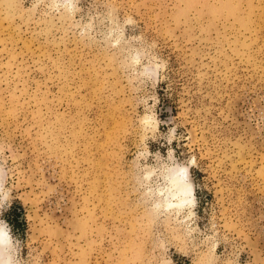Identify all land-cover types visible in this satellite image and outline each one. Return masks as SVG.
Instances as JSON below:
<instances>
[{"label":"rangeland","instance_id":"rangeland-1","mask_svg":"<svg viewBox=\"0 0 264 264\" xmlns=\"http://www.w3.org/2000/svg\"><path fill=\"white\" fill-rule=\"evenodd\" d=\"M38 2L0 0V143L12 147L23 257L30 248L38 264H264V0H78L71 16ZM114 28L154 43L166 62L139 94L155 96L160 133L178 126L177 158L196 157L197 225L215 226V252L139 199L131 160L144 109L121 68L127 45L111 47ZM148 147L166 156L169 145Z\"/></svg>","mask_w":264,"mask_h":264},{"label":"clouds","instance_id":"clouds-1","mask_svg":"<svg viewBox=\"0 0 264 264\" xmlns=\"http://www.w3.org/2000/svg\"><path fill=\"white\" fill-rule=\"evenodd\" d=\"M43 2L44 0H39L37 7ZM47 7L49 13L71 16L78 11V0H47ZM124 24L131 27L133 21L129 18ZM118 33L119 29L116 28L109 31L111 47L120 48L122 44L127 45L124 48L121 68L126 74L130 89L138 95L139 108L142 106L144 109L143 114L137 117L140 129L139 144L131 160L133 181L139 199L150 216L170 220L181 237L190 243H194L196 237H201V243L215 252L219 247V233L215 231V226L210 225V229L202 231L197 225L196 185L190 172L192 167L197 166L196 157L192 155L186 161L177 158L170 145L181 140V136L177 135L178 126L171 127L166 134L160 133L161 121L156 112L155 96L150 92L139 94L142 90L154 89L161 82L162 74L166 71V62L154 51V43L143 42L142 36H129L125 40V34ZM79 34L83 36L84 31L81 30ZM158 137L166 140L169 145L166 156L159 151L152 153L149 150V139L157 140ZM150 158L152 163H148ZM11 162L12 147L0 143V216L10 207L12 201L13 191L9 186L12 177ZM23 247L21 240L13 234L9 223L0 219V264H38L30 248L27 258L23 257ZM159 247L163 251L166 243L161 240ZM160 264H166L163 257Z\"/></svg>","mask_w":264,"mask_h":264},{"label":"trees","instance_id":"trees-1","mask_svg":"<svg viewBox=\"0 0 264 264\" xmlns=\"http://www.w3.org/2000/svg\"><path fill=\"white\" fill-rule=\"evenodd\" d=\"M162 94V91H160ZM5 220L12 227L14 232L24 235L26 231V220L24 217L23 207L20 204H13L5 212Z\"/></svg>","mask_w":264,"mask_h":264}]
</instances>
